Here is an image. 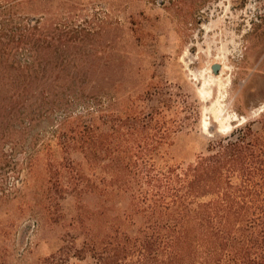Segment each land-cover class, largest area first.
<instances>
[{"label": "trees", "instance_id": "trees-1", "mask_svg": "<svg viewBox=\"0 0 264 264\" xmlns=\"http://www.w3.org/2000/svg\"><path fill=\"white\" fill-rule=\"evenodd\" d=\"M17 13L0 2L8 123L0 130L18 147L38 118L54 119L60 160L50 161L48 182L73 201L57 256L37 264L70 255L99 264H264V114L173 164L158 152L169 130L154 118L162 111L124 108L121 80L107 69L115 57L69 55L72 41L46 40L39 19L15 25Z\"/></svg>", "mask_w": 264, "mask_h": 264}, {"label": "rangeland", "instance_id": "rangeland-1", "mask_svg": "<svg viewBox=\"0 0 264 264\" xmlns=\"http://www.w3.org/2000/svg\"><path fill=\"white\" fill-rule=\"evenodd\" d=\"M4 1L18 10L15 25L39 19L46 40L72 41L69 55L115 57L107 69L121 80L123 107L162 111L154 118L169 130L158 152L173 164L192 162L211 140L264 114V0ZM38 119L18 147L0 130V264L57 256L73 213V201L48 182L50 161L60 160L54 119ZM59 257L54 264H99Z\"/></svg>", "mask_w": 264, "mask_h": 264}, {"label": "water", "instance_id": "water-1", "mask_svg": "<svg viewBox=\"0 0 264 264\" xmlns=\"http://www.w3.org/2000/svg\"><path fill=\"white\" fill-rule=\"evenodd\" d=\"M220 65L218 63L212 65L213 71H217L219 69Z\"/></svg>", "mask_w": 264, "mask_h": 264}]
</instances>
